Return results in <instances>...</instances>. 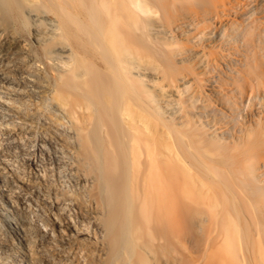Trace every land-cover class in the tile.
Masks as SVG:
<instances>
[{
  "label": "bare ground",
  "instance_id": "1",
  "mask_svg": "<svg viewBox=\"0 0 264 264\" xmlns=\"http://www.w3.org/2000/svg\"><path fill=\"white\" fill-rule=\"evenodd\" d=\"M32 232L79 264H264V0H0V264H39Z\"/></svg>",
  "mask_w": 264,
  "mask_h": 264
},
{
  "label": "rangeland",
  "instance_id": "2",
  "mask_svg": "<svg viewBox=\"0 0 264 264\" xmlns=\"http://www.w3.org/2000/svg\"><path fill=\"white\" fill-rule=\"evenodd\" d=\"M35 18L34 17L32 19H31V17L28 18V23L25 26L26 29L24 27L23 32L21 31V33H18V35H16V36H18L19 41H20V46H19V49H17V50L21 52V53L20 52L19 53L22 55L23 58L25 57V55H26V53H27L28 50L29 51H32V52H35V50L39 47L40 43L41 42L42 43L45 42V40L47 39V35H45V31H46V34H47V32L50 33L53 30V28L50 26V24H52V22H50L49 20H47V16H44L43 15V16H41V19L39 18L40 20H38V21H32ZM42 18H44V19H42ZM41 20H42V22H41ZM35 24H38V25H35ZM47 24L50 27H48ZM40 27H41L42 30L40 29ZM35 28H37V29H35ZM47 28H49V29H47ZM34 39H38V40L35 41ZM57 48H59V47H57ZM25 49H27V50H25ZM56 52H57V55H56ZM56 52L54 51L53 53H51V56L54 57V58L55 57H58L59 60H66L65 59L66 55H65V57L63 55L64 53H62L60 51L59 52L56 51ZM58 53H60V54L62 53L61 54L62 57H60L61 55H58ZM65 54H67V52ZM47 61H49V60H47ZM51 61L52 60H50L49 63ZM56 61H57V59H56ZM56 61H52L51 63L54 64V63H56ZM42 66H43V64L41 65V67ZM56 66H59V65L55 64L54 68ZM170 93H168V91H167L166 95H169ZM171 98L168 97V99H171ZM2 201L4 202L5 199H2ZM33 210H31L32 213H31V211L28 213V215H29L30 218H32V217L35 218V216H36V214H35L36 211H35V209H33ZM39 234L40 233L32 232V236H31L32 237V240L34 241V243H35L36 246H39V244L41 243V247H37V249H39V251L42 253V254L41 253L38 254L39 255L38 258L40 260V261L38 260V263L39 264H62V263L63 264H76V263H78V262H76L77 261L76 257L74 258V256H67V255L61 254L62 252L60 250L61 249L60 248V245L62 246V244L59 243V241H55V243H54L55 245L54 244L52 245V244H50L48 242H44V239L47 240V237H45V238L43 237L42 238ZM40 239L42 241H40ZM16 241H17V239H16Z\"/></svg>",
  "mask_w": 264,
  "mask_h": 264
}]
</instances>
